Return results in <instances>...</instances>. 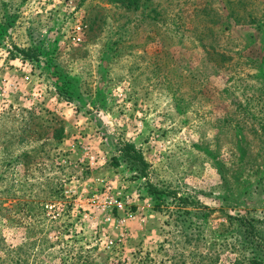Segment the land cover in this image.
<instances>
[{"label":"rangeland","instance_id":"374dc122","mask_svg":"<svg viewBox=\"0 0 264 264\" xmlns=\"http://www.w3.org/2000/svg\"><path fill=\"white\" fill-rule=\"evenodd\" d=\"M65 1L0 0V264H264V0Z\"/></svg>","mask_w":264,"mask_h":264},{"label":"trees","instance_id":"16d2710c","mask_svg":"<svg viewBox=\"0 0 264 264\" xmlns=\"http://www.w3.org/2000/svg\"><path fill=\"white\" fill-rule=\"evenodd\" d=\"M113 1V0H111ZM122 1L125 5L130 6L133 3V0H119ZM13 50L15 51V56H21L22 59L24 60H28L29 62H34L37 61L38 59V47H24L21 48L17 45H12ZM60 87H64L66 88V86H64V83H62L61 85H59ZM66 92V91H63ZM118 151L122 152L125 159L129 162H131V164H136L137 169L134 168V176L135 177H140V175L142 174L141 172L144 171V168L146 167V161L144 160L141 151L135 146V144L133 142L130 141H122L120 142V145L118 146ZM137 162V163H136ZM141 165V167H139V165ZM182 199V198H181ZM188 211V210H186ZM80 259L76 261L72 262H68L66 264H79ZM80 264H84V263H80Z\"/></svg>","mask_w":264,"mask_h":264},{"label":"built area","instance_id":"2783aa9c","mask_svg":"<svg viewBox=\"0 0 264 264\" xmlns=\"http://www.w3.org/2000/svg\"><path fill=\"white\" fill-rule=\"evenodd\" d=\"M65 1V0H63ZM68 6L73 7L75 5V0L65 1ZM87 30V24L84 20L76 17L72 21L71 31L69 33V38L72 43H80L83 39L84 33Z\"/></svg>","mask_w":264,"mask_h":264}]
</instances>
